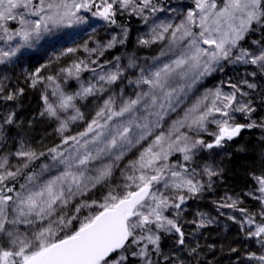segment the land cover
I'll return each mask as SVG.
<instances>
[{"label":"snow or ice","instance_id":"6c2138e0","mask_svg":"<svg viewBox=\"0 0 264 264\" xmlns=\"http://www.w3.org/2000/svg\"><path fill=\"white\" fill-rule=\"evenodd\" d=\"M146 10L151 14L164 11L153 0H0V65L14 64L30 50L63 39L58 35L62 29L87 25L94 33L89 14L112 25L122 11L141 16L147 22ZM10 21L18 27H10ZM170 29L169 47L167 52H161V57L171 53L174 58L161 62L160 57H154L152 64L140 66L130 57L128 67H138L139 75L128 83L141 91L134 94L135 98L123 99L118 110L116 97L109 95L84 130L75 135H66L70 123L85 120L76 101L104 94L105 85L120 81L124 69L120 58L115 57L114 71H104V66L98 65L101 71L97 73L84 60L59 70L66 74L65 79L77 80L82 72L91 71L96 83L81 82L79 90L72 94L56 84L52 92L57 97L55 102L42 96L45 108L40 115L59 122L56 131L61 144L47 152H37L21 142L15 152L0 156V264H127L130 256L138 257L143 264H153L151 253H160L161 233L178 234V243L184 245L185 234L178 223L182 205L205 187L196 179L199 173L190 169L189 163L198 151L223 148L244 129L264 128V122H236L235 113L250 118L256 107L253 99H244L249 92L235 83L229 85L231 92H224L220 86L205 90L167 128L165 118L176 112L182 103L181 94L187 95L186 89L191 90L217 69L223 71V63L253 65L258 71L250 75L264 76V34L251 41L253 48L242 46L249 33L264 29V0H193L180 23L173 26L161 22L152 27L150 39H141L139 43L163 41ZM122 32L127 37V28ZM117 43L123 44L124 39L113 36L99 55ZM76 51V47H68L61 55ZM84 51L95 53L97 48L89 49L85 44ZM46 67L41 65L31 75L32 87L44 79L39 73ZM46 79L52 83L56 77ZM242 83L250 90L258 87L247 79ZM3 92L0 81V93ZM23 92L21 88L0 98L16 100ZM120 96L123 97V90ZM260 96L264 104V92ZM69 109L74 114L62 119L61 112ZM14 116L15 112L9 113L3 123L12 124ZM209 125H215L216 130L209 132ZM203 133L212 137L210 142L202 138ZM149 139L137 158L120 168L128 152ZM175 153L182 155V162L169 161ZM41 157L49 163L41 164L36 171L33 164ZM12 159L18 163L13 165ZM96 162L99 166L90 167ZM61 166L63 170L58 175L42 178ZM117 170L121 182L113 184ZM221 171L205 165L202 172L209 179L208 187L211 178ZM255 180L260 195L253 198L261 204V211L250 213L238 208L239 201L231 197L220 207L237 209L242 219H229L239 224L241 230L247 226V237L264 246V176ZM98 188L106 191L100 198H92ZM212 222L202 218L198 226ZM133 246L137 250H132ZM191 252L195 253L196 248ZM248 259L264 264V254L249 253Z\"/></svg>","mask_w":264,"mask_h":264},{"label":"rangeland","instance_id":"374dc122","mask_svg":"<svg viewBox=\"0 0 264 264\" xmlns=\"http://www.w3.org/2000/svg\"><path fill=\"white\" fill-rule=\"evenodd\" d=\"M139 2V0H137ZM219 2V0H218ZM154 4H156L158 7L163 8L164 11L157 12L155 14L149 13L147 10L145 12V15L148 16L147 22L144 21L143 17L136 16L135 14H130L129 11H122L118 14L120 15H132L135 16L139 20V25L135 31L134 34V45L143 49H149L152 47H155L156 51L155 54H146V53H140L135 55H125L123 54V46L125 45V41L127 37L123 36L122 29L116 28L113 25H109L104 21H101L97 18H92L89 14L90 23L92 24V27L95 28V32H92V28L88 27L87 25H81V26H72L70 28L62 29L58 35L63 36L64 38L52 43V44H45L42 48H37L30 50L29 54L30 57L38 62V68H40L41 65H48L46 68H42L39 76L44 78L40 83L36 85L39 86L40 90V105L38 106L39 110L37 111V120H40V124L43 123V129L41 131L35 130L33 128V124L31 122L24 123V118H19L16 121V125L19 127V134L16 137L15 143L12 145L13 148H4L7 140L9 137L6 135V131L4 126L0 128V156L6 155L10 152H15L17 148H19L20 143L23 142L25 146H31V148L35 149L37 152H47V149L53 148L59 144H61V136L57 133L56 129L59 125V122L55 120L54 118L48 117L47 115L41 116L40 113L44 110L45 104L42 99L43 95H47L50 102H55L57 100V97L52 96V92L55 89L56 84L60 85V88L67 94H72L79 90L80 83L83 82L85 85L88 83H96V79L94 76V73L91 71H84L80 75V80H77L75 78H68L65 79L66 74H62L59 72L61 68H66L72 65L73 62H78L80 60H84L86 63L90 65V67L95 68L96 72L99 73L101 71L100 67L98 65H103V70L108 71L109 69L115 70V65L117 61L115 60V57H119V64L124 69V75L120 81H117L116 84L108 86L105 85V88L107 91L104 94H100L96 97H89L84 100L78 99L76 101L77 107L80 108L81 112L85 115V120L83 121H76L74 123H70V132L67 134L75 135L77 132L83 131L86 123L90 121L94 116L95 112L98 110L99 106L102 104L103 99H106L109 95H114L116 97V103H117V110L118 106L121 103L123 99L128 98H135L134 94L136 92L141 91L140 88L136 87L135 85H129V80H135L139 75V68H129L128 67V60L129 58H133L136 60L137 64L140 66L150 65L153 63L154 57H160L161 62H168L170 58H174L171 53H168V55L161 57V52H167V49L169 47V39L171 36V29L168 33L165 34L166 39L163 41H156L154 43H151L149 45H142L139 43V40L141 39H150L151 38V29L153 26L163 23H172L173 26L180 23V21L183 19L184 15L186 14L188 8L193 6V0H169L168 3L159 4L155 1H153ZM168 9H173V11H169ZM9 26L12 28L18 27V24L14 21L9 22ZM159 31V29H158ZM264 34V29H260L257 32L249 33L246 36V39L244 42H242V46L246 48H253L254 46L251 44L252 40L260 39L261 35ZM128 35V34H127ZM115 36L118 40L124 39L123 44L117 43L113 48L105 49L104 54L101 56L99 55V51L102 48L103 45H105L109 40L112 39V37ZM184 42H181V47L183 46ZM87 45L89 49L97 48V52L95 53H89L84 51V45ZM0 46H3V42H0ZM68 47H76L77 51L75 53H71L68 55H61V52L64 51V49ZM116 47L121 48L119 52L116 53V55L111 56L110 52H112ZM58 58V59H57ZM23 59H18L14 64H4L0 65V81H2L4 85V92L0 93L1 95H8L10 92L9 87V76H10V68L15 65L18 61L21 62ZM92 61H96L95 64L92 63ZM108 63H105V62ZM223 63V62H222ZM258 71L255 66L253 65H244V64H228L223 63V71H220L217 69V71L213 72L210 76L204 77L201 81H199L191 90H187V95L181 94L182 103L177 107L176 112L170 113L169 116L165 118L164 127L167 128L168 125L172 123V121L178 119L180 116L183 115V112L189 108L197 98H199L207 89H215L217 86H220L224 92H231L233 89L229 86L230 83H235L238 85V87L241 88L242 91L246 92H254V90H250L247 88L246 85L242 83L243 80L247 79L249 82L257 83L259 87L260 92H264V76H261L259 73L256 77H258V80H256V77H252L250 75L251 72ZM36 71L30 74L28 72L26 78L31 84V75L34 74ZM241 74H243V77L241 78ZM48 76H54L56 77V80L52 83H49L47 81ZM244 76H247L248 78H244ZM223 81V83H221ZM121 90H123V97L120 96ZM240 98L238 94V99ZM245 101L248 99V97L244 98ZM256 107V112L251 115L250 118L245 116L241 113H235V118L238 119H244L248 123H250L253 119H264V109L261 112V109H258V106L255 104L253 105ZM74 114L71 109H69L67 112H61V118L67 119L70 115ZM120 119V118H116ZM127 119V117L123 118ZM0 125H3L0 121ZM45 125V126H44ZM40 129V128H38ZM256 129L260 130L261 128ZM216 130L215 125H209V132H214ZM204 135L208 136L210 138V141L212 137H210L207 133L202 134V138L204 139ZM150 142V139L148 142H142V145H136L134 148H132L127 156L124 158L123 161L120 162V168H123L124 165H126L129 161L135 160L137 156L139 155L140 151L143 150V147L147 146V143ZM65 147L62 145V148ZM200 151L196 153L194 156V159L192 162L189 163V168H195L193 166V162L195 159L199 156ZM46 158V157H44ZM169 161L172 163H175L176 161L182 162V155L180 153H175L173 156L169 158ZM104 162H107L106 158ZM11 163L15 165L18 163L16 159H12ZM49 163V160L46 158L41 164ZM99 166V162L94 163L90 167H97ZM197 170V168H195ZM63 168L59 170L53 169L50 173H46L43 179L49 178L50 175H58L59 171H62ZM39 171V168L37 169ZM197 173L198 172L197 170ZM257 176H264V174H258ZM254 177V180H255ZM196 179H199V175L196 176ZM120 172L117 170L115 172L114 179L112 181L113 184L120 183ZM256 188L252 190L250 193H252V196H248L250 201L243 200L239 198L238 196H233L231 194H225L223 193L222 197L219 198V203L215 206H218V213L217 216H212L210 212L206 211L202 213L203 215H200L197 222L196 227L203 231L205 234L209 235V238L213 240L212 234L216 232H220L221 234L225 235L231 231H234L236 228H238L242 233L246 234L247 226H245L244 230H241V227L239 224L234 222L233 220L229 219V216H236L238 219H242L241 214L237 209H230L225 207H220V205L224 202H230L226 201L227 197H231L232 199L238 200V208H245L250 213H258L261 211V204L254 199V196H259L260 193L257 191L258 184L255 180ZM106 191V189L101 190L100 188L94 190V195L92 198H100L102 195V192ZM191 199V198H190ZM189 199L185 202L184 205H182V212L183 214L186 211V206L188 204ZM75 203V201H74ZM170 212H173V210H170ZM215 212V209L213 210ZM168 214V213H166ZM210 219L213 222L211 224H206L204 227H199V221L201 219ZM257 221H260V217L257 215L255 217ZM23 227V226H22ZM165 234V233H161ZM170 235L176 234V233H167ZM251 241L253 245L255 246V250L253 251L257 255L264 254V246L257 243V240L255 238H251ZM212 241H210L211 243ZM206 252L204 253V256H198L194 259V264H213V260L210 258L212 254V244L205 245ZM149 249H152V246L149 245ZM250 252V253H253ZM154 253V252H152ZM249 253H247L246 256H243L239 259L238 263L234 264H258L255 260H249L248 259ZM165 256H156L153 257L151 254V258L153 260V264H165L168 262V264H176V262H180V252L174 253L171 256V261L165 260ZM141 264L143 262L141 261ZM226 264H233L232 260H229Z\"/></svg>","mask_w":264,"mask_h":264},{"label":"trees","instance_id":"16d2710c","mask_svg":"<svg viewBox=\"0 0 264 264\" xmlns=\"http://www.w3.org/2000/svg\"><path fill=\"white\" fill-rule=\"evenodd\" d=\"M159 4L168 3L169 0H153ZM116 24L114 27L123 29L127 28L128 35L123 46V54L135 55L140 53L155 54V47L148 50L134 45V34L139 25V20L132 15L116 16ZM121 48L116 47L111 56L116 55ZM38 62L33 60L30 55L23 57L21 62H17L10 68L9 87L11 92H16L18 89H24L22 95L16 100H5L0 98V121L2 122L6 135L9 137L4 148H13L16 137L19 134V127L16 121L19 118H24V123L31 122L35 130L41 131L43 123L37 120L38 106L40 105V90L37 87H32L26 76L28 72L33 73L38 68ZM243 74H241V78ZM244 78H248L244 76ZM258 80V77L255 78ZM259 87L250 92L248 99H253V105H257L261 112L264 109V104L261 103V94ZM5 96L1 95L0 97ZM15 112L14 122L12 124H4L6 116ZM254 120V119H253ZM257 123L264 122V119L255 120ZM237 123H248L244 119L236 118ZM45 126V125H44ZM40 128V129H38ZM258 128V127H257ZM260 128V127H259ZM204 140L210 142V138L204 135ZM46 158L41 157L40 160L33 164V169L37 171L41 163ZM205 165H211L217 170L222 169L220 175L211 178V187H208L209 179L203 174L202 170ZM193 166L197 168L200 181L205 185L204 190L196 197L189 199L186 211L180 215L178 223L182 226L185 234V243H178V234H162L160 241V253H151L153 257L167 256L171 261V256L180 252L181 260L176 264H194V259L198 256H204L206 252L205 245L212 244L213 250L210 258L213 264H226L232 260L233 264L238 263L239 259L246 256L247 253L256 251L251 238L247 237L238 228L225 235L220 232L213 233V240L209 235L199 230L195 225L199 216L208 211L212 216H217L219 198L223 193L238 196L243 200L250 201L248 193L256 188L254 177L258 174H264V128L260 130L255 128L244 129L242 133L233 141H229L223 148L212 150L202 149L199 156L193 162ZM23 179L20 183H23ZM215 209V212L213 210ZM210 241H212L210 243ZM196 248V252H191V249ZM236 249V251H232ZM132 250H137L133 246ZM127 264H141L138 257H129ZM165 264H168L166 262ZM172 264V263H171Z\"/></svg>","mask_w":264,"mask_h":264}]
</instances>
